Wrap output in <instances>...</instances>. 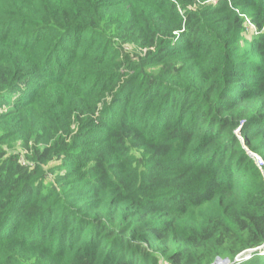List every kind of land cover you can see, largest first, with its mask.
Returning a JSON list of instances; mask_svg holds the SVG:
<instances>
[{"label":"trees","instance_id":"1","mask_svg":"<svg viewBox=\"0 0 264 264\" xmlns=\"http://www.w3.org/2000/svg\"><path fill=\"white\" fill-rule=\"evenodd\" d=\"M207 1L0 0V264L264 243V0Z\"/></svg>","mask_w":264,"mask_h":264},{"label":"built area","instance_id":"2","mask_svg":"<svg viewBox=\"0 0 264 264\" xmlns=\"http://www.w3.org/2000/svg\"><path fill=\"white\" fill-rule=\"evenodd\" d=\"M218 1L219 0H208L207 2L215 4ZM244 148L246 149V151L249 154V156L254 160L258 170L260 171V173H261V175H262V177L264 179V158L260 154L251 151L245 145H244ZM257 255L258 256H264V243H262V244H260L258 246H255V247H250V248H246V249L241 250L240 252H238L234 256L233 259H230L228 257L216 258L215 261H214V264H241L243 262L252 260Z\"/></svg>","mask_w":264,"mask_h":264},{"label":"rangeland","instance_id":"3","mask_svg":"<svg viewBox=\"0 0 264 264\" xmlns=\"http://www.w3.org/2000/svg\"><path fill=\"white\" fill-rule=\"evenodd\" d=\"M248 23V22H247ZM247 25H249V23L247 24ZM16 150H19V149H16ZM215 261V260H214ZM214 261H213V263H214ZM212 263V264H213ZM162 264H167L166 262H162Z\"/></svg>","mask_w":264,"mask_h":264},{"label":"water","instance_id":"4","mask_svg":"<svg viewBox=\"0 0 264 264\" xmlns=\"http://www.w3.org/2000/svg\"><path fill=\"white\" fill-rule=\"evenodd\" d=\"M217 258H220V257H217ZM214 264V263H213Z\"/></svg>","mask_w":264,"mask_h":264}]
</instances>
